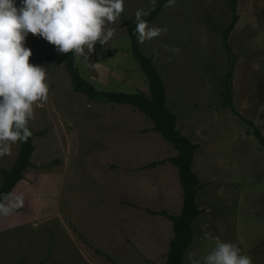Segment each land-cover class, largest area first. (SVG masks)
<instances>
[{"label": "rangeland", "instance_id": "rangeland-1", "mask_svg": "<svg viewBox=\"0 0 264 264\" xmlns=\"http://www.w3.org/2000/svg\"><path fill=\"white\" fill-rule=\"evenodd\" d=\"M229 2L173 0L149 25L161 29V34L144 42L138 40L141 51L154 57L166 88L167 108L176 115L177 125L186 132L185 136L199 145L195 171L205 186L199 193V204L208 210L203 221L212 229L207 234L214 232V235L203 231L200 237H209L204 242L194 240L182 264H192L194 260L203 264L201 258L214 247L216 238L238 245L242 255L251 257L252 264H264V145L255 135L259 130L264 137V0L238 1L239 21L229 34L227 49L223 35L232 22ZM20 3L21 0H16L17 7ZM155 3L156 0H124V11L111 25L114 35L103 46L105 56H101L99 65L122 72L119 78L128 86L115 87L111 82L106 84L113 87L109 90L123 93L148 90L146 76L133 58L131 39L123 21L136 23L138 11L144 19ZM96 45L99 48L100 44ZM24 46L32 51L29 63L46 69L49 85L48 99L34 105V118L28 123L36 136L33 162L41 163L49 171L63 169V162H69L67 188L73 185L69 190L66 188L67 193L101 195L111 184L118 187V195H123V186L131 180L128 176L131 165L126 169L124 161L145 165L178 154L161 134L155 130L148 132L154 122L133 106L90 101L74 92L66 65L46 59V54H60L55 46L31 33ZM173 49L180 51L176 53ZM92 55L93 52L88 63L83 60L84 72H92V61L96 59ZM232 68L233 75L228 81ZM94 74L99 81H107L96 70ZM97 90L102 89L99 86ZM108 110L113 113L112 118L115 116L111 122L117 129L106 135L100 130L109 127ZM59 134L68 137L60 138ZM16 143L14 147L19 145ZM14 147L12 144L11 155ZM4 158L7 159H0V188L4 182L3 165L10 164L11 169L12 158ZM162 169L159 167L151 175L156 183L160 182ZM140 203L153 209L162 206L154 201L148 204L144 199L137 204ZM123 211L129 212V208L119 207L116 215H124ZM100 217L102 230L98 231L103 232L108 223L104 207L100 208ZM142 220L153 222L144 216ZM166 220L171 225V220ZM110 230L116 234L115 244L119 245L123 237L126 239L116 222ZM28 238L23 229L3 232L0 262H5L2 249L12 256L27 257ZM10 239H18L19 243ZM130 255H118L114 260L145 264Z\"/></svg>", "mask_w": 264, "mask_h": 264}, {"label": "crops", "instance_id": "crops-1", "mask_svg": "<svg viewBox=\"0 0 264 264\" xmlns=\"http://www.w3.org/2000/svg\"><path fill=\"white\" fill-rule=\"evenodd\" d=\"M98 47L97 45L95 46L92 55L96 58L92 61V72H84L82 70L83 57L80 60H76L81 76L96 89L100 86L102 89L100 92H113V90H109V88L113 87L106 85L111 84V82H114L115 87L116 85H118L117 87L128 86L125 81H121L122 79L119 78V74L122 72L119 73L114 69L110 70L103 65H99V59L104 55V47L102 45ZM94 70L98 74H102L107 81L105 83L99 81L97 75L94 74ZM143 80L145 82L144 78ZM114 92L123 93L115 90ZM139 92L149 94V84L147 91H142L141 89ZM107 112L110 114L109 127L100 130L106 135L117 129V125L111 122L112 120L115 121V116L112 118L111 115L113 113L110 110ZM153 128L154 124L148 132L154 130ZM177 128L180 130V126L177 125ZM180 132L185 136L186 132L181 130ZM58 136L62 138L64 135L59 134ZM64 137L67 138L68 135ZM35 140L36 136L34 134V145ZM188 140L198 144L196 140ZM15 143H13V147ZM34 147L31 165L24 173V178L9 195L6 201V212L0 215V238L3 232L25 230L28 233L30 242L28 254L27 257H16L2 249V257L5 260L3 264H26L27 262V264H125L126 259L114 260V257L127 253L137 257L140 262L145 264H166L169 254V243L174 237V230L172 221H169L171 224L169 225L166 220L167 217L162 213L168 211L169 213H166L176 215L180 214L183 208V189L178 168L168 160L178 154L167 157L166 161H152L145 165L140 162L136 164L127 160L124 161L127 163L126 169L131 165L129 169L131 173L128 175L131 180L123 186V195H118V187L116 189L114 185L109 184L101 195L94 193L79 196V194L66 192L69 162L64 161V167L60 170L49 171L48 169H43L41 163L33 162L36 153V146ZM18 148L20 150V144L14 147L13 155L0 156L2 160L7 159L4 158L6 156L12 158L10 160L11 168L14 165L12 162L14 161L15 163L16 161L14 157L19 153ZM198 150L199 148L196 151ZM194 157L192 170L197 175L195 162H198V157L197 155ZM151 163H158V167H148ZM112 166L116 168V164ZM9 167L10 164L3 165L2 169L7 170ZM159 167L164 169L160 171V182H157L158 185H156L157 183L152 179L151 175ZM197 177L199 180L198 175ZM71 185L73 184L68 185V190ZM146 188L148 189L147 193L145 191ZM201 190L197 194L196 203L202 213L193 223L192 243L194 240L204 242L210 235H214V232H211L210 235L207 234L211 226H208L207 222L203 221L206 219V217L203 218L204 212L208 210L204 207L202 208L199 204V193ZM142 199L148 204L154 201L162 206L153 209L147 206L144 207L143 203L137 204ZM123 206L129 208V212L123 211L124 215L119 216L118 213L116 215V209ZM103 207L108 215V223L107 228L100 232L98 231L99 229L102 230L100 222L103 221V218L100 217V208ZM158 215L162 217H158ZM143 216L153 222L143 221ZM115 222L117 228L119 227L126 235V239L123 237L119 245L115 244V232L110 230L111 224ZM86 225L89 226L86 227ZM203 231L209 236L200 237L203 235ZM12 240L19 243L18 239H10V241ZM6 247L8 248L9 246L7 245ZM1 248L2 246H0ZM0 264L2 263L0 262Z\"/></svg>", "mask_w": 264, "mask_h": 264}, {"label": "clouds", "instance_id": "clouds-1", "mask_svg": "<svg viewBox=\"0 0 264 264\" xmlns=\"http://www.w3.org/2000/svg\"><path fill=\"white\" fill-rule=\"evenodd\" d=\"M123 11L124 0H21L19 7L16 0H0V156L10 154L13 143L32 135L28 123L34 118V105L48 99L47 71L29 63L32 51L24 46L29 33L59 53H72L76 60L83 57L88 63L95 45L104 46L112 39L111 25ZM141 16L138 11L133 33L138 40L159 36L162 30L150 27ZM4 212L0 205V213ZM201 260L203 264H252L238 245L219 238Z\"/></svg>", "mask_w": 264, "mask_h": 264}, {"label": "trees", "instance_id": "trees-1", "mask_svg": "<svg viewBox=\"0 0 264 264\" xmlns=\"http://www.w3.org/2000/svg\"><path fill=\"white\" fill-rule=\"evenodd\" d=\"M173 0H156L154 7L142 20L150 25L161 13L163 8ZM232 22L223 35V44L229 49L228 37L239 21L237 5L239 0H229ZM128 35L131 39V52L133 58L138 62L143 73L146 75L149 84V94L138 93H117L100 92L91 83L86 81L80 74L79 66L72 53L52 54L46 59L51 63H64L72 84L74 92L86 96L90 101H104L108 103L131 105L154 122V130L162 135L173 149L178 151L176 157L168 160L172 162L179 172L180 182L183 189V208L180 214L170 215L162 213L173 223L174 237L169 243V254L166 264H182L185 253L193 240V223L201 215L202 211L196 203V197L204 187L195 172L192 164L198 144H194L183 136L177 128V117L166 106V88L162 77L154 64V57L145 55L139 46L138 36L134 35L136 23L129 24L125 20ZM233 75V68L229 71L227 80L230 81ZM224 105H228L224 103ZM32 133V132H31ZM255 135L264 145V137L259 130ZM20 150L17 159L10 170H2L4 182L0 188V205L6 209V201L14 187L24 178V173L31 165L34 155V134L26 141H18ZM158 163H151L150 167ZM1 215V213H0Z\"/></svg>", "mask_w": 264, "mask_h": 264}]
</instances>
